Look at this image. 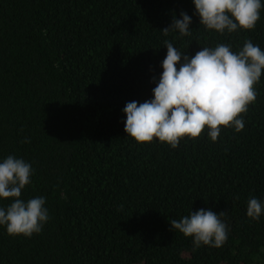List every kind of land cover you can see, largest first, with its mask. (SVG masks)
Returning a JSON list of instances; mask_svg holds the SVG:
<instances>
[{"label": "trees", "instance_id": "1", "mask_svg": "<svg viewBox=\"0 0 264 264\" xmlns=\"http://www.w3.org/2000/svg\"><path fill=\"white\" fill-rule=\"evenodd\" d=\"M261 4L254 29L221 34L193 0H0V161L31 165L20 198L44 197L49 215L31 237L0 225V264H264V213L247 216L249 199L264 203V72L244 128L216 141L206 127L176 148L137 143L123 112L153 98L165 41L189 57L246 40L264 50ZM182 11L191 35L165 36ZM202 208L226 213L221 247L194 250L171 229Z\"/></svg>", "mask_w": 264, "mask_h": 264}, {"label": "clouds", "instance_id": "2", "mask_svg": "<svg viewBox=\"0 0 264 264\" xmlns=\"http://www.w3.org/2000/svg\"><path fill=\"white\" fill-rule=\"evenodd\" d=\"M200 24L221 34L238 29L252 30L260 19L261 0H193ZM173 17L169 27L160 30L165 36L178 31L191 35V17L185 12ZM166 57L162 74L153 88V98L143 103H126L124 131L137 143H151L154 138L176 148L181 139H196L207 127L216 141L221 127L244 128L241 114L256 100L255 85L264 72V50L246 40L242 49L233 52L230 45L203 47L189 57L170 41H165ZM181 60L183 61L181 63ZM179 64V68H177ZM22 142H30L27 139ZM32 167L12 155L0 161V198H12L5 209L0 207V225L12 236L31 237L42 230L49 219L45 198L22 200V190L31 183ZM264 203L249 199L247 216L259 219ZM211 209L191 211L179 221L171 220V229L191 237L194 250L201 245L221 247L227 240V225Z\"/></svg>", "mask_w": 264, "mask_h": 264}]
</instances>
